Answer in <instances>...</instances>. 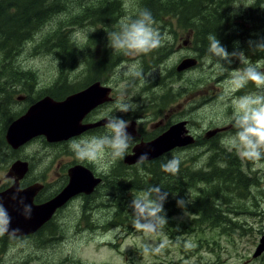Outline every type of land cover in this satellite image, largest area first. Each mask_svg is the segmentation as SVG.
<instances>
[{
  "label": "rangeland",
  "instance_id": "obj_1",
  "mask_svg": "<svg viewBox=\"0 0 264 264\" xmlns=\"http://www.w3.org/2000/svg\"><path fill=\"white\" fill-rule=\"evenodd\" d=\"M87 1H91V5L95 4L94 0ZM117 1H119L118 19L134 17L141 11L142 0ZM252 4H254L253 0L232 2L231 8L233 7L239 14L235 20L232 19V23L235 24V36L232 40L241 44L245 42L244 45L242 44L245 48L243 51L248 60L256 64L264 62V53H253L249 43L246 42L256 40L249 39L250 36L256 35H248L252 27L249 13ZM69 5L77 7L79 1L72 0ZM60 19L62 20L59 21ZM166 19L156 21L155 27L162 33L167 32L171 35L170 42L165 41L158 49L140 56L133 57L120 52V59L115 56L117 65L104 72L107 73L106 79L114 90L113 97L109 101V112L128 120L143 117L140 124L147 130L152 124L160 121H155L154 117L160 119L166 115L173 120H181L183 116L186 120L189 118L192 132L201 135H207L216 130L222 131L221 128L229 125L230 128L233 127L219 137L215 136L213 140L206 143L205 148L191 147L185 152L175 151L159 160L161 164L172 158L180 160L179 171H183L186 178L179 180L180 172L176 175L170 174L173 178L176 176L174 179L177 182L184 181L182 184L180 182L178 187H173V191L177 188H179L177 192L191 188L194 192L193 199H196L202 190H205L206 184L200 182L194 185L188 178V174L196 170H204L210 164L220 168L229 161L228 155L233 157L234 152H229L221 142L235 132L231 120L233 94L228 91L232 87L231 74L245 65L238 60L228 64L213 56L203 61L201 67L185 73L182 77V72L190 69L177 71L181 62L188 59L186 56L189 55L182 45L189 38L188 34L192 35V33L180 27L181 25L175 20ZM64 23L65 15H61L44 23L33 32L34 37L31 40L25 44L23 42V46L18 45L16 50L12 51L13 44H10L6 50L0 47V185L7 180L11 167L17 161H29L33 167L30 177L35 179L47 175L48 179L59 180V173H64L73 163L82 162L89 164L99 173L107 172L110 177L117 178L120 175L123 183L127 184L120 188L110 185L115 196L113 193L109 196L105 195L104 191L91 195L88 205L83 199L69 203L60 210L51 230L48 229L42 237L41 234H37L14 238L12 244L5 248L3 253L0 252V264H264V252L259 257H254L264 236V170L255 168L250 161L242 160V170L250 179L249 186L235 190V182L233 184V181H226V183L223 182L221 191L217 195L218 197L221 194V198L212 197L211 201L214 199L217 207L215 216L224 212L223 216L227 222L214 228L210 222H202L200 217L195 216L193 212L196 201L189 199L186 207L181 208L177 205L179 197H174L166 200L170 207L166 206V202L164 204L168 223L157 233L145 234L134 228L133 219H130L127 211L120 216L121 211H132L129 204L133 196L143 191L141 185L145 182L156 186L158 184L166 186L171 183L170 181H173V184L174 180H163L165 177L157 176L158 172L156 176H152V166H138L131 169L127 165L133 164L125 161L130 155H128L129 151L121 160L111 162L106 157L100 164H94L78 160L70 150L69 142L49 145L39 138L23 149L21 147L13 149L9 145L6 140V129L10 122L26 109L27 102H23L24 99L37 101L43 96L49 97L47 95L68 94L72 91V87L75 88L80 83L87 82L89 78L86 79V75L89 71L95 70L86 68V65L80 61L76 68L61 67L56 56L53 53H46L39 45L45 39H52ZM7 24L8 22L1 24V28L6 27ZM8 28L11 31L12 24H9ZM107 29L108 32L112 31L110 27ZM68 31L78 47H84L90 35L95 34L97 29L91 26L74 25L69 27ZM257 37V40L261 39L258 34ZM3 52L6 54L13 52L7 56L10 58L7 60L9 61L7 69H3L5 59ZM89 52L97 61L103 53V47L95 46L93 51L89 50ZM133 62L141 67L146 77L145 82H141L138 78L124 76L123 66ZM75 69L79 70L73 73ZM261 70H264V63H261ZM82 72H84L83 76ZM26 76L29 78H25ZM94 76L100 77L101 73ZM19 77L21 84H16L15 81ZM187 86L191 92L195 91L190 95H198L199 90H202V101H207L202 103L201 107L196 108L198 101L189 102L185 107L187 102L185 87ZM254 91H256L255 85L249 83L234 95L241 96ZM121 100L133 102L137 106L136 110L127 115L117 113L116 104ZM146 115L148 116L144 117ZM135 143L134 139L132 145ZM220 148H226V151ZM161 166L155 169L162 168ZM132 183L138 189L136 192L120 190ZM244 188L248 190L243 191ZM165 192L170 195L169 191L165 190ZM223 200L229 201L232 206L238 203L240 208L234 212L229 206L222 204ZM145 246H148V251H145Z\"/></svg>",
  "mask_w": 264,
  "mask_h": 264
},
{
  "label": "trees",
  "instance_id": "obj_2",
  "mask_svg": "<svg viewBox=\"0 0 264 264\" xmlns=\"http://www.w3.org/2000/svg\"><path fill=\"white\" fill-rule=\"evenodd\" d=\"M71 1L0 0V47L6 50L10 44H13L14 48L12 51L16 50L18 45L20 46L23 42L25 44V42L31 40L34 37L33 32L44 23L65 15L67 28L65 29L64 23L52 39H45L39 45L46 53H53L59 60L61 67L76 68L81 62L86 65V68H94L95 71L100 73L102 69L110 70L117 65L118 62L115 56L120 59V52L112 51L108 46L107 32L109 30L107 27H110L112 31L119 28V22L121 21V18L118 19L117 16L119 15L117 13L119 1L94 0L95 4L91 5V1L75 0L79 1L77 7L70 6L69 3ZM232 2L234 3V0H142L141 10L148 9L151 11L155 21L170 18L178 22L181 25L180 27L193 33L200 56L209 58L212 56L208 52V36L210 34L216 35L229 52L236 48L245 50L244 46H242L245 42L241 44L232 40V37L235 36V24L234 22L232 23V19L235 20L239 15L234 11L233 7L231 8ZM253 3L249 9L252 27L248 35L257 36L258 34L261 38H264V2L263 0H253ZM7 22V26L1 28V24ZM9 24H12L13 29L11 31L8 28ZM74 25L79 27L91 26L97 29L95 34L90 35L84 47H78L75 40L71 39L68 29ZM246 42L249 43V41ZM95 46L103 47V53L97 61L93 59L94 56L92 57L89 52V50L93 51ZM11 53L13 52L4 53L3 69H7L6 66L9 65L7 60L10 58H7V56ZM20 77L15 81L16 84H21ZM25 78L29 77L26 76ZM232 154L233 157L228 155L232 160L229 158V161L225 162L226 165L220 168L212 165L204 170H196L191 173L188 171V178L194 185L200 184V182H205L206 184L205 190H202L195 199L196 208L194 212L200 215L202 222H210L214 228L227 222L223 216L224 212H220L218 216H215L217 215V207L214 199L211 201L213 196L214 198H221V194L218 197L217 195L221 191L223 182L236 181L240 187H243V185L249 184L250 181L242 170V159L235 153ZM161 171L164 172L162 168H157L154 176L158 172L157 176L165 177L163 180H174V188L178 187L177 185H180V182L182 183V181L179 184L176 182L174 179L176 176L173 178L170 173L166 172H164V176ZM179 172V180L186 177V175H183V171ZM150 186L152 185H141V189L145 190ZM157 186H160L162 191L166 189V186L162 184ZM243 191H247V189L244 188ZM223 201L222 204L229 206L232 211L236 212L240 208L238 203L232 206L229 201ZM129 216L130 219H133L131 213H129ZM238 227L241 228L242 226Z\"/></svg>",
  "mask_w": 264,
  "mask_h": 264
},
{
  "label": "clouds",
  "instance_id": "obj_3",
  "mask_svg": "<svg viewBox=\"0 0 264 264\" xmlns=\"http://www.w3.org/2000/svg\"><path fill=\"white\" fill-rule=\"evenodd\" d=\"M155 24L156 21L148 9L139 11L134 17H125L119 22L118 30L107 32L108 46L112 51L122 52L128 56L148 54L161 47L165 41L172 40L171 35L159 31ZM208 41V52L218 60L228 64L238 60L245 65L231 74L232 87L228 91L233 94L231 120L235 132L225 137L221 143L229 152H235L242 160L250 161L255 168L264 170V70H261V63L264 62L251 63L245 52L239 48L229 52L216 35L210 34ZM249 48L253 53H264V38L249 41ZM123 67L124 76L145 82L146 77L138 63L133 62ZM249 83L255 85L256 91L241 96L234 95ZM136 107L131 101L121 100L116 104V112L127 115L134 112ZM105 121L104 134L73 139L69 142V148L78 160L100 164L106 157L111 162L125 157L134 142V136L128 131L129 120L116 114L108 116ZM139 123L140 121L137 120V124ZM147 159L148 153H142L138 164H142ZM161 167L164 172L176 175L179 172L180 160L172 158ZM141 174H143L142 170ZM22 190V186H18L11 199L22 206V215L30 219L32 206L26 204L24 198L20 197ZM167 198L168 193L156 185L133 196L129 207L132 210L134 228L145 234L160 231L168 223L164 209ZM188 203L189 201L183 198L177 201V205L181 208L186 207ZM19 231L18 228H12V216L4 204L3 197L0 196V236L15 235ZM148 250V246H145V251Z\"/></svg>",
  "mask_w": 264,
  "mask_h": 264
},
{
  "label": "water",
  "instance_id": "obj_4",
  "mask_svg": "<svg viewBox=\"0 0 264 264\" xmlns=\"http://www.w3.org/2000/svg\"><path fill=\"white\" fill-rule=\"evenodd\" d=\"M198 63L197 59L188 58L181 62L177 71H183ZM111 89L103 88L100 83H95L85 91L69 96L63 101H55L51 97H45L34 104L23 116L14 121L8 128L6 140L17 149L25 145L35 137L44 136L49 143L67 141L82 132L93 128L95 125H82L85 115L108 98ZM216 130L210 135L216 133ZM184 123L171 127L165 134L156 140L138 146L134 153L125 161L129 164L138 163L139 156L147 152L148 159H154L176 147H182L193 143V138L186 136ZM208 134V136H210ZM28 163L17 161L10 169V176L15 177V183L8 190L0 193L4 204L12 216V228L20 231L14 236H26L36 232L49 220L52 213L58 207L64 205L70 198L80 193L89 194L99 182L93 173L83 166L77 165L69 170L70 182L65 189L49 203L36 206L33 203L40 186L35 185L19 194L25 203L32 206V215L26 219L22 215V206L11 199L19 186L20 181L28 172ZM12 206V207H11ZM264 252V236L261 239L254 257H259Z\"/></svg>",
  "mask_w": 264,
  "mask_h": 264
},
{
  "label": "flooded vegetation",
  "instance_id": "obj_5",
  "mask_svg": "<svg viewBox=\"0 0 264 264\" xmlns=\"http://www.w3.org/2000/svg\"><path fill=\"white\" fill-rule=\"evenodd\" d=\"M190 33H192V32H190ZM188 37L189 38L187 40H185L183 42V45H182L183 49H185L187 52H189V55L186 56V58L197 59L198 63L195 66L190 67V69L182 72V77L185 76V73L191 72L194 69H196L197 67H201L203 65V61H205L206 59H211L213 57V56H211L209 58L201 57L200 54L198 53L199 50H198V46H197V43H196V40H195V37H194L193 33H192V35L188 34ZM193 37H194V40L192 41ZM251 38L252 39H257L258 37L257 36H250L249 39H251ZM257 53H260V52H257ZM78 70L79 69L73 70V73H76V71H78ZM106 70L107 69H102L100 77H95L94 76L95 75V70L93 72L89 71L88 72L89 74L86 75V79L89 78L88 81L84 82V83L83 82L80 83L75 88L72 87L71 88L72 91L70 93H68V94L57 95V96L52 94V95H47V96H49V97L51 96V98L54 99L55 101H63L66 98H68L69 96H72V95L78 94V93H80L82 91H85L90 86L94 85L95 83H100V85L103 88L111 89V92L108 95V98L111 100L112 97H113V94H114V90L109 85V81L106 79V74L107 73H104ZM96 74H99V71H96ZM102 74H103V77H102ZM83 75H84V72H82V76ZM218 82H220V80ZM188 86H189V83H188ZM188 86L185 87L186 96H187V102H186L185 107L189 104V102L191 103L192 101H198V103H197L198 106H196V108L201 107L202 103L207 101V100H203L202 101V98H203L202 90H199V92L197 93L198 95H195V94L190 95L192 92H195V91L191 92L189 90ZM60 94H62V93H60ZM188 95H190V97ZM24 97H26V96H24ZM24 97H22V99H24ZM44 97H46V96H43L42 98L38 99L37 101H32V100L29 101L28 98L24 99L25 101H23V102H27L26 109L22 112V114L20 116L16 117L15 119H13L10 122V124L8 125V127L6 129V132H7L8 128L11 126V124L14 121H16L21 116H23L34 104H36L38 101H40ZM17 100L20 101L19 99H17ZM110 100H108V101L105 100L102 103L96 105V107L93 108L92 110H90L85 115V117L83 118L81 124L82 125H95L93 128H90V129L82 132L81 134H79V135H77L75 137H72L71 139H69L67 141H62V142H59V143H56V144H67L68 142L72 141L73 139H80V138H83V137H86V136H90V135H102V134H104V132H105L104 123H106L105 120H106V118L108 116L113 115V114H111L109 112V104H110L109 101ZM192 108H195V107H192ZM147 116L148 115H146L144 117H147ZM154 118H155V121L156 120H160V121L156 122L155 124H152L150 129H148V130L144 126H142L140 124L143 121V120H141V119H143V117H139V118H135V119L129 120V121H131V123H130V127H129L128 131L134 136V139H135L136 143L134 145H132L131 148L128 150L129 151L128 155L129 154L130 155L133 154L134 153V149L137 148L138 146L145 145L146 143H150V142L156 140L157 138H159L160 136L165 134L171 127H173V126H175L177 124H180V123H184V127H185V130H186L185 134H186V136L193 138V143L185 145V146H182V147H176V148H174V149H172L170 151L165 152L163 155H161V156H159L157 158L146 160L142 164L136 163V164H133V165H127V166H130L131 169H134V168H136L138 166H141V167L152 166V168H153L152 176L155 175V171L157 170V169H155V167H158V166L162 165L161 163H159V160L162 157H166L167 155H169L171 153H174L175 151L185 152L191 147L192 148H200V147L201 148H205L206 147V143H209L211 140H213L215 136L219 137L221 134L226 133V132H228L229 130H231L233 128V127L230 128L231 126L229 125L227 127L221 128V129H223L222 131H217L216 133H214L212 135L209 134L210 136H208V134L207 135H204V134L201 135V134L193 133L192 130H191V128H192L191 127V122H190L188 117H187L188 120L184 119L185 118L184 116H183V118L181 120H179V119L173 120L172 118H170L169 115H166L165 117H162L160 119H159V117H154ZM137 120L140 121L139 124H137ZM39 138H41L40 140L44 141L46 144L55 145L54 143H52V144L48 143V141L45 139L44 136H39V137H35L34 139H32L30 142L26 143L25 145H22L21 149H23L27 145L31 144V142H33V140L39 139ZM19 148H17V149H19ZM220 149L223 150V151H226V148H220ZM197 150L202 151L204 149H197ZM206 151L207 150H204L203 152H206ZM24 161H26V160H24ZM26 162L28 163L29 169H28V172L26 173V175L24 176V178L20 181L19 186H22L23 190H26L29 187H32V186H35V185L40 186V188L37 191V194H36V196L34 197V200H33V203L36 206L44 205V204L49 203L50 201H52L54 198H56L57 195H59L70 182L69 170L72 167H75L77 165H80V166L85 167L86 169H89L93 173V175L96 178L99 179V182L97 183V185L91 191V192H93L92 194L87 195L86 193H80L78 195H75L72 198H70L64 205H62V206L58 207L57 209H55V211L52 213V215L49 218V220L46 221L42 225V227L40 229H38L36 232H34L32 234H29V235H26V236H14V235H9V234H5L3 236H0V252L1 253L4 252L5 248L7 249L9 247V245L12 244L13 239L16 238V237L17 238H23V237H27V236H33V235L36 236L37 234H41V237H42L44 235V233L48 229L51 230V226L55 223V220H56L60 210L62 208H64V207H66L69 203L74 202L77 199H83V201L87 202L86 205H88L89 204V197L91 195H93V194L96 195V193H98L100 191H104L105 195L109 196L110 194L113 193V196H115L114 190L112 188H110V185H112L114 188H118V187L120 188V187L126 186L125 184H127V183H123V180L120 179V178H122V176H120V175H119V177H117L120 180L115 178V177H110V174H108L107 172L106 173H99V172H97V170L92 169V167L89 164L82 163V162L81 163L80 162L73 163L67 168L66 171H64V173H59V176H58L59 180L57 178H55L54 180L52 179L53 180L52 181L51 179L46 178L47 175H44V176H42V177H40L38 179H35L34 177H30L31 176V171L33 170L32 164L29 161H26ZM211 166L212 165L210 164L207 167H211ZM54 175H55V170H54ZM7 176H8L7 180L5 182H3V184L0 185V193L5 192L11 186H13V184L15 183V177H11L10 176V172L8 173ZM170 182L171 183L166 184L167 188L165 189L166 191L170 192V195H168L167 200L173 199L174 197H179V199L183 198L185 200L191 199V200L195 201V199H193L194 192H193V190L191 188L189 190L186 189L185 191H180V192H177L179 190V188H177L175 191H173L174 190L173 189V184H172L173 181H170ZM234 182L236 184V185H234V186H236L235 190H237V188H239L240 186L237 184L236 181H233V184H234ZM182 183H184V181H182ZM178 184H179V181H178ZM146 185H152V184H149V183L145 182L142 186H146ZM177 186H179V185H177ZM243 186H249V185L247 184V185H243ZM136 188L137 187H135V185L132 183V184L128 185L127 188L120 189V190H122V191H126L127 190V191H130V192L131 191L132 192H136L138 190ZM110 189L113 190V191H111ZM166 206L170 207L171 205L168 202H166ZM125 211H127L128 213L132 212V211H129V210H124V211H121L120 216L123 215V213ZM177 212H179V211H177ZM170 213H171V211H170ZM193 213L195 214L196 217H200L199 214H196L195 212H193ZM172 214H174V211H172ZM121 218L123 219V217H121ZM180 231H182V230H180Z\"/></svg>",
  "mask_w": 264,
  "mask_h": 264
},
{
  "label": "bare ground",
  "instance_id": "obj_6",
  "mask_svg": "<svg viewBox=\"0 0 264 264\" xmlns=\"http://www.w3.org/2000/svg\"><path fill=\"white\" fill-rule=\"evenodd\" d=\"M226 13V12H225ZM247 16V15H246ZM249 18V17H248ZM161 21V20H160ZM244 22V21H243ZM50 23V22H49ZM241 25V24H240ZM39 31V30H38ZM42 31V30H41ZM39 34V33H38ZM68 34V33H67ZM247 36V35H246ZM24 41V40H23ZM24 48V47H23ZM60 85V84H59ZM63 85H65L64 83H63ZM65 88V87H64ZM254 88V87H253Z\"/></svg>",
  "mask_w": 264,
  "mask_h": 264
}]
</instances>
